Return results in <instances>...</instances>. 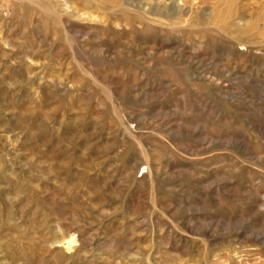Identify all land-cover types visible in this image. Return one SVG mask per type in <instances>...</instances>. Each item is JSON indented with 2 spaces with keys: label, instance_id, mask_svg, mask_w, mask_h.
Wrapping results in <instances>:
<instances>
[{
  "label": "rangeland",
  "instance_id": "obj_1",
  "mask_svg": "<svg viewBox=\"0 0 264 264\" xmlns=\"http://www.w3.org/2000/svg\"><path fill=\"white\" fill-rule=\"evenodd\" d=\"M1 4L0 264H264V0Z\"/></svg>",
  "mask_w": 264,
  "mask_h": 264
},
{
  "label": "built area",
  "instance_id": "obj_2",
  "mask_svg": "<svg viewBox=\"0 0 264 264\" xmlns=\"http://www.w3.org/2000/svg\"><path fill=\"white\" fill-rule=\"evenodd\" d=\"M0 14H3V15L6 14V11L1 4V0H0Z\"/></svg>",
  "mask_w": 264,
  "mask_h": 264
},
{
  "label": "bare ground",
  "instance_id": "obj_3",
  "mask_svg": "<svg viewBox=\"0 0 264 264\" xmlns=\"http://www.w3.org/2000/svg\"><path fill=\"white\" fill-rule=\"evenodd\" d=\"M72 241H73L72 239L69 240L70 243H71ZM67 242H68V241H67ZM68 246H69V245H68ZM70 248H71V247H70Z\"/></svg>",
  "mask_w": 264,
  "mask_h": 264
}]
</instances>
